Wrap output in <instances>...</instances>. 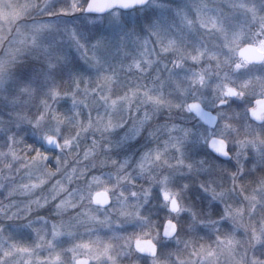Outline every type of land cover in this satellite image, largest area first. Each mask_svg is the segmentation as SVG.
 <instances>
[{"label": "snow or ice", "instance_id": "obj_1", "mask_svg": "<svg viewBox=\"0 0 264 264\" xmlns=\"http://www.w3.org/2000/svg\"><path fill=\"white\" fill-rule=\"evenodd\" d=\"M0 264H264V0H0Z\"/></svg>", "mask_w": 264, "mask_h": 264}]
</instances>
